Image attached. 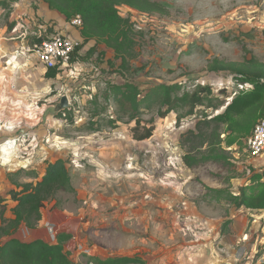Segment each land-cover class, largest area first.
<instances>
[{
  "label": "rangeland",
  "instance_id": "1",
  "mask_svg": "<svg viewBox=\"0 0 264 264\" xmlns=\"http://www.w3.org/2000/svg\"><path fill=\"white\" fill-rule=\"evenodd\" d=\"M155 1L166 6V15L120 9L134 23L136 46L126 69L118 70L121 60L111 50L109 57L99 47L84 57L95 45L91 42L78 53V62L55 79L46 78L42 65L22 50L39 36L54 33L53 21L46 19L50 10L42 0H19L8 10L0 8V30L6 32L0 43H14L12 39L19 45L0 50V193L15 190V184H36L48 163L65 160L76 193L57 194L44 210L73 213L82 239L71 255L76 264L89 260L80 258L78 247L106 258L142 240L153 263L233 264L231 256L238 252L230 247L234 234L222 228L235 208L212 200L207 189L236 194L247 181L248 167L264 170L258 162L250 165L246 147L227 149L231 164L209 162L189 169L183 161L190 151L199 157L205 150L194 151L196 143L187 133L222 113L241 91L235 76L212 72L210 64L252 58L264 63V0ZM14 16L22 18L20 25ZM125 83L139 86L140 98L157 85L177 84L181 93L208 86L212 105L223 106L198 107L181 120L179 113L160 118L157 107H144L142 125L153 120L155 131L151 139L135 141V122L118 114L120 106L113 99L106 101L111 84ZM63 96L70 106L56 112ZM20 229L19 236L26 235V228ZM240 230L243 234L245 227Z\"/></svg>",
  "mask_w": 264,
  "mask_h": 264
},
{
  "label": "trees",
  "instance_id": "2",
  "mask_svg": "<svg viewBox=\"0 0 264 264\" xmlns=\"http://www.w3.org/2000/svg\"><path fill=\"white\" fill-rule=\"evenodd\" d=\"M18 1L0 0V8L8 10ZM42 2L48 10L63 17L67 22L80 16L83 25L79 33L83 46L90 42L95 43L84 57L93 54L100 45H104L113 51L116 60H121L118 69L120 71L129 66L136 46L134 23L130 18L123 17L120 9L127 8L142 15L167 14L166 6L155 0H42ZM37 40L41 42L42 37ZM77 55L78 52L73 56L72 64L78 62ZM209 70L228 72L235 76L240 86L248 84L252 88L240 91L222 113L212 119L198 122L195 129L187 133L189 140L192 137L196 143L194 151L205 147L204 153H200L199 157H193V151L185 155L183 161L189 169L209 162L230 163L227 149L235 146L240 150L244 149L246 140L252 135L256 125L264 120L263 62L254 58L240 63L216 60L210 64ZM46 71L45 76L48 79H55L60 72L58 69ZM110 87L106 101L113 99L120 106L118 114L129 115V119L135 122L132 129L135 141L149 140L155 131L153 120L148 125H142L140 116L144 107L149 110L157 107V115L160 118L171 113H179L178 119L181 120L193 115L198 107L218 109L223 106L222 103L212 105L213 99L210 97L213 91L208 86L199 87L192 93H181L180 85H157L142 98L140 97L143 92L137 85L111 84ZM121 118L116 121H120ZM114 123L115 121H110L109 124ZM246 172L247 181L236 194L230 189L209 188L207 190L211 199L227 202L235 209L264 211V170L256 171L248 167ZM15 187V190L8 193V197L0 196V264H76L71 259V253L64 248V242L70 238L69 235L59 234L56 244L40 240L24 243L12 238L21 227L35 229L42 220V211L46 203L53 200L57 194L76 193L67 162L63 159L50 162L43 177L36 184H15ZM9 202L15 204L11 209ZM8 209L11 218H6ZM228 225L229 221L224 224L223 232ZM93 264H146V262L139 256H122L96 257Z\"/></svg>",
  "mask_w": 264,
  "mask_h": 264
},
{
  "label": "crops",
  "instance_id": "3",
  "mask_svg": "<svg viewBox=\"0 0 264 264\" xmlns=\"http://www.w3.org/2000/svg\"><path fill=\"white\" fill-rule=\"evenodd\" d=\"M46 16H47L46 17L47 23H49L50 21H53L49 24H51L50 27L53 26L52 28H53L54 33L58 32L63 35H71L75 38H80V33L77 30H74L73 28H68L66 26L67 21H65L63 17L57 14H54L51 11H50V14ZM14 17H15V20H17V23L20 25V22L18 20H22V18H19V16H14ZM54 23L56 25H54ZM4 33H6L5 30L1 29L0 36L2 37ZM12 33L16 34L17 30L13 29ZM32 34L37 35L36 33H32ZM10 40L11 42H14V43L6 44V41L5 43H0L1 52L3 50L4 52H6V50L9 51L10 50L9 46H12V49L13 48L18 49L19 45L17 44V42L13 41L12 39ZM90 44L91 42L88 44V46H86V48L91 46ZM108 50L110 49H107L105 46L104 47H102L101 45L99 46V51H102V52L105 51L107 53V56L109 57ZM12 55L10 54L9 58ZM5 58L7 57L5 56L4 59ZM1 131H2V128L0 129V132ZM0 152H2V147H0ZM257 162H258V165H257L258 167H264V157L254 159L253 161L251 160L250 165L257 163ZM102 170H103V167H102ZM102 170L100 171V173H102ZM8 193L6 194L0 193V196L8 197ZM9 205H10L9 209L15 206V204L12 202H9ZM51 210L52 211H49V212H46V210L42 211V220L39 222V225L35 229H31V230L26 229L27 231L26 235L21 236V237L19 236V233H22L20 229L12 236V238L17 239L24 243H31V242L40 240L48 244H56L57 236L59 234H66V235H69L70 238L66 242H64V248L67 252L71 253L72 255L75 247L78 245L79 241L82 240L80 236L81 227L79 224L78 225L76 224L75 222L76 219L72 217L73 213L67 210L59 211L56 208L51 209ZM8 213H10V210L8 211ZM165 217L167 218V216ZM165 217H163L161 220L165 221ZM231 222L233 223L231 224ZM233 225L237 227L236 230L232 229ZM228 227H229V230L232 231L234 234L232 235L233 240H231L230 242L231 243L235 242V243L234 245H230L231 249L234 250L233 248L239 249L240 247H244L248 254V258L246 260L245 259L236 260L237 252L235 251L236 254L233 253L234 255L231 256V258H233V264H241L243 262H246L247 260H249L247 262H249L250 264H260L261 258L264 257V211H253V210H247L245 208L235 209L234 213L231 214V221L229 222ZM243 227H245V232H244L245 234L244 233L242 234L240 230V228H243ZM21 228H25V227H21ZM246 234L248 235L247 242L243 243V246H240L242 245L241 240ZM96 236L97 238H99L98 235ZM223 238L226 239L225 236H223ZM227 239H232V238L231 236L227 235ZM140 242L141 243H139L138 245L133 243L130 246L122 249L119 252V255L117 256L115 255L107 256L106 258L122 257V256H128V257L139 256L146 262V264H157V262L153 263L152 255L148 254L147 250L145 249V245H143L145 244L144 240Z\"/></svg>",
  "mask_w": 264,
  "mask_h": 264
},
{
  "label": "built area",
  "instance_id": "4",
  "mask_svg": "<svg viewBox=\"0 0 264 264\" xmlns=\"http://www.w3.org/2000/svg\"><path fill=\"white\" fill-rule=\"evenodd\" d=\"M82 25L81 17L76 16L71 21L67 22L66 26L80 32ZM82 49L83 41L81 38H75L71 35H63L56 32L45 39L42 38L41 42L27 45L22 50L30 60L36 61V63L42 65L44 69H58L59 71H63L74 64L71 63L73 56L77 52H81ZM239 87L241 91L252 88L248 84ZM245 151L249 156L248 158L252 160L264 157V120H261L256 125L252 135L246 140ZM247 236L248 235L246 234L242 238L241 244L247 242ZM78 251L80 252V258L85 255L89 258L87 264H93V261H91L90 258H96L94 251L84 250L82 247H78ZM247 258L248 254L246 249L240 247L236 254V260ZM262 263H264V257L261 258L260 264Z\"/></svg>",
  "mask_w": 264,
  "mask_h": 264
},
{
  "label": "water",
  "instance_id": "5",
  "mask_svg": "<svg viewBox=\"0 0 264 264\" xmlns=\"http://www.w3.org/2000/svg\"><path fill=\"white\" fill-rule=\"evenodd\" d=\"M69 100L67 96H63L60 99V103L57 105V107L55 108L56 112H61L63 110H66L69 108Z\"/></svg>",
  "mask_w": 264,
  "mask_h": 264
},
{
  "label": "bare ground",
  "instance_id": "6",
  "mask_svg": "<svg viewBox=\"0 0 264 264\" xmlns=\"http://www.w3.org/2000/svg\"><path fill=\"white\" fill-rule=\"evenodd\" d=\"M15 57H16V58H18V56H17V55H15ZM18 59H19V58H18ZM19 60H21V59H19Z\"/></svg>",
  "mask_w": 264,
  "mask_h": 264
}]
</instances>
